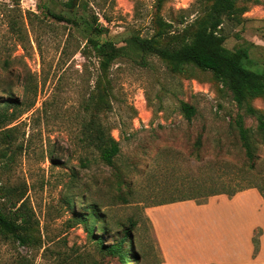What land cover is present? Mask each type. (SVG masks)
<instances>
[{
  "label": "rangeland",
  "instance_id": "rangeland-1",
  "mask_svg": "<svg viewBox=\"0 0 264 264\" xmlns=\"http://www.w3.org/2000/svg\"><path fill=\"white\" fill-rule=\"evenodd\" d=\"M207 6V0H0V104L10 95L20 104L0 107L14 116L0 118V209L12 213L23 205L17 212L30 216L31 236L21 245L0 235V264H120L107 248L122 229L131 235L123 251L134 260L122 264H167V241L180 245L197 219H210V209L243 207L241 200L224 205L218 195H197L196 184L227 191L250 183L263 194L264 135L254 137L250 169L231 119L239 114L253 129L256 122L210 72L186 66L173 74L155 56H145L147 66L122 57L98 84L96 59L81 55L92 20L104 29L100 43L124 46L159 32L165 44L166 33ZM237 6L243 11L220 27L223 46L247 49L243 66L264 73V0ZM158 18L170 27H159ZM97 88L104 91L99 110ZM181 102L196 109L190 122ZM250 103L264 114V97ZM97 126L118 143L111 166L92 144ZM245 205L264 211L260 201ZM89 206L111 235L89 233L77 220Z\"/></svg>",
  "mask_w": 264,
  "mask_h": 264
},
{
  "label": "trees",
  "instance_id": "trees-1",
  "mask_svg": "<svg viewBox=\"0 0 264 264\" xmlns=\"http://www.w3.org/2000/svg\"><path fill=\"white\" fill-rule=\"evenodd\" d=\"M207 1L209 2V6H207L205 12L196 16L191 23L185 24L177 32L173 34L166 33L164 35L167 39L165 44H162L161 38H159L162 37V34L159 32L155 34L156 36L150 38H141L138 35L133 36L126 40L124 46H116L113 42L100 43L97 38L104 32V29L97 25L96 20H92L88 23V28L89 33L93 36L85 40L81 55L84 58L92 55L96 59L97 68L100 72V77L97 80L98 84L102 79H106L110 67L118 58L122 57H129L138 64L147 66L148 62L145 56H155L173 74L181 73L186 66L210 72L214 79L230 93L237 108L244 110L245 114L252 117L256 122V127L253 129L246 125L243 117L239 114L231 119V126L237 134L244 153L245 164L252 169L257 152L254 137L256 134L264 135V114L253 108L250 102L264 97V73H258L243 66L242 61L248 58L247 49L230 51L223 46L224 37L219 34L220 27L225 17H234L238 12L243 11V8L237 6L239 0ZM242 1L256 2L257 0ZM55 17L58 20L66 19L60 15ZM66 21L69 20L66 19ZM70 21L72 22V20ZM179 23L183 24L184 22L181 20ZM158 25L161 28L170 27V24L163 22L160 18H158ZM97 91L99 92L98 99L93 104V109L95 110H99L103 106L102 103L104 101V91L98 88ZM10 104L14 108L20 105L10 95L6 100H3L0 107H8ZM179 109L184 119L188 122L196 114L195 107L185 102L180 103ZM0 118H2L3 122H11L14 116L12 114L0 113ZM91 141L100 159L106 165L111 166L115 156L119 153L117 141L98 126ZM196 185L197 188L194 190L197 191V195L201 193V196L206 198L215 195L232 197L238 192L252 188H255L261 197L264 195V192L262 194L261 190L250 183L244 186H234L227 191L201 190V185ZM192 197L194 196H183L180 199H172L158 205L188 201L192 200ZM66 207L69 209L73 207L72 200L66 202ZM21 208H23V205L12 213H5L0 209V235L11 237L19 244L25 245L31 242L29 232L30 216L26 213H18L21 211ZM102 218L103 216L95 213L92 206L87 207L84 213L77 215V220L86 225L89 233H92L97 228L103 234L111 235L112 232L108 230L109 227L105 222H99ZM92 222H95V226L92 225ZM102 237H99L98 240L100 241ZM110 237L113 239V242L108 246L107 252L111 255H116L119 258L120 264H122V261L129 259L134 261L129 252L123 251L125 249L124 243L131 241L130 231L122 229V232L114 233V236ZM135 263H137V260H135Z\"/></svg>",
  "mask_w": 264,
  "mask_h": 264
},
{
  "label": "crops",
  "instance_id": "crops-1",
  "mask_svg": "<svg viewBox=\"0 0 264 264\" xmlns=\"http://www.w3.org/2000/svg\"><path fill=\"white\" fill-rule=\"evenodd\" d=\"M224 196L218 195L229 199L224 205L241 200L243 207L210 209V219H197L180 245L167 241V264H264V211L249 210L245 205L249 199L264 205V199L253 188Z\"/></svg>",
  "mask_w": 264,
  "mask_h": 264
}]
</instances>
